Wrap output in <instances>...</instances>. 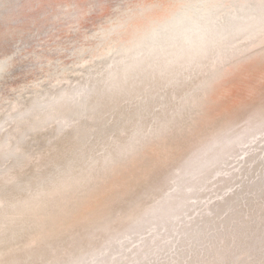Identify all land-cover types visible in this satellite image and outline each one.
<instances>
[{"label": "bare ground", "instance_id": "bare-ground-1", "mask_svg": "<svg viewBox=\"0 0 264 264\" xmlns=\"http://www.w3.org/2000/svg\"><path fill=\"white\" fill-rule=\"evenodd\" d=\"M8 42L0 264H264L260 0H0Z\"/></svg>", "mask_w": 264, "mask_h": 264}, {"label": "snow or ice", "instance_id": "snow-or-ice-1", "mask_svg": "<svg viewBox=\"0 0 264 264\" xmlns=\"http://www.w3.org/2000/svg\"><path fill=\"white\" fill-rule=\"evenodd\" d=\"M260 5L264 8V0H260ZM89 7L95 8L98 11L96 16H88V22L93 26H102L105 22V16L102 14V9L105 7L103 4H92ZM87 15V12H84ZM4 59H0V75L3 76V79H0V88L6 89L8 92H12L16 89V84L20 81H25L27 79V68L25 64L21 61L19 56L14 54V48L11 45V42H8L2 46ZM247 217H241L240 219H233L231 224L227 227L223 224L220 225L221 231L233 232V229L236 227H243V221ZM261 224L264 226V217L261 219ZM233 241H235L236 236L233 234ZM166 243L171 244L172 241L168 240ZM223 243V241H221Z\"/></svg>", "mask_w": 264, "mask_h": 264}, {"label": "clouds", "instance_id": "clouds-1", "mask_svg": "<svg viewBox=\"0 0 264 264\" xmlns=\"http://www.w3.org/2000/svg\"><path fill=\"white\" fill-rule=\"evenodd\" d=\"M202 39V32L196 26H189L180 34V40L191 45L199 43Z\"/></svg>", "mask_w": 264, "mask_h": 264}]
</instances>
